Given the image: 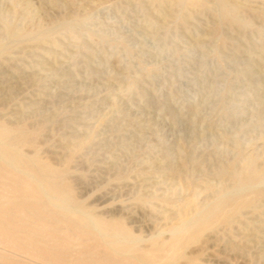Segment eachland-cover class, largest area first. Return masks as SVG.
Masks as SVG:
<instances>
[{
  "label": "rangeland",
  "instance_id": "obj_1",
  "mask_svg": "<svg viewBox=\"0 0 264 264\" xmlns=\"http://www.w3.org/2000/svg\"><path fill=\"white\" fill-rule=\"evenodd\" d=\"M231 1L226 14L217 0H0V124L26 129L22 154L55 165L79 212L124 244L115 258L71 230L80 244L57 249L62 234L21 224L30 212L0 180V264H264V0ZM9 28L51 43H12ZM215 203L210 229L177 243Z\"/></svg>",
  "mask_w": 264,
  "mask_h": 264
},
{
  "label": "bare ground",
  "instance_id": "obj_2",
  "mask_svg": "<svg viewBox=\"0 0 264 264\" xmlns=\"http://www.w3.org/2000/svg\"><path fill=\"white\" fill-rule=\"evenodd\" d=\"M171 2H180V0H170ZM186 1V0H185ZM218 4L220 5V9L225 12L227 14V12H231L232 9L234 10V8L236 7V4L235 2L231 1V0H217ZM188 3V2H186ZM185 3V4H186ZM181 4V3H180ZM193 5V4H192ZM176 7V6H175ZM170 8V7H169ZM195 8V7H194ZM171 9V8H170ZM199 9V8H197ZM238 9V7H237ZM173 10V8H172ZM179 10V9H178ZM179 12V11H178ZM183 12H190V11H183ZM209 12V11H208ZM213 13V12H212ZM234 13V12H232ZM231 13V14H232ZM184 15V14H183ZM191 15V14H190ZM232 16V15H231ZM183 17V16H182ZM191 17V16H190ZM189 17V18H190ZM236 17V16H235ZM233 17V18H235ZM228 18V17H227ZM236 19V18H235ZM11 23V22H9ZM16 25V24H15ZM244 25V24H243ZM11 28V27H10ZM8 30V33H7V30H6V34H8L7 36L9 37L8 40H10L12 43H17L19 41H22V40H27V39H37L39 42L42 40L43 41H50L51 43V33L50 32H43L41 30H36L35 31H32L30 33H21L19 31H15L13 29H10ZM54 29V28H53ZM22 31V30H21ZM210 31V30H209ZM212 32V31H211ZM3 34V33H2ZM211 34V33H210ZM223 35V34H222ZM201 37V36H200ZM207 38V37H205ZM203 39V38H202ZM206 41V39H205ZM41 42V43H42ZM40 48V47H39ZM47 50V49H46ZM2 123H4L2 121ZM7 124V123H6ZM5 124V126H6ZM4 125L0 124V180H4L6 181V184H9L10 185V188L11 190L14 192L15 194V197L13 198V201L14 202H17L19 205H21L24 210H27L30 212L29 215H23L19 220V222L21 224H29L28 226L30 228H33V229H37V231H39V235L40 237L42 236H55L57 234H62V241H60V244L57 246V249L59 250H62V251H67L71 248H73V246L79 241L80 239L79 238H73L74 236H71L70 235V231L71 230H75L77 232V234H86L89 232V230H94L95 231V234H91L92 235V238L94 240V242L99 245V246H104V247H107V246H110L113 251H114V254H115V258L118 257V255L120 254V252L124 249V244L121 243L119 240H118V237H119V234H120V226L117 225L116 228L113 229V233L109 234V233H106L105 231H107L109 228L106 227V225L104 224V222L99 219V218H95L92 216V214H89V213H82L84 212L83 210H81L82 212H79V205L73 200L70 192L68 189H66L67 187H60L59 184L60 183H55L53 182L55 180V178L57 177L56 173L53 171L52 172V168L54 169V167H56L55 165H52L49 164L51 166V169L48 168V167H43L41 166V164H39V160L36 159L35 157H33V154H32V157H27L25 156L24 154H22L23 152L21 150H19V146L23 143H25L27 140H28V136L26 135V133H24L23 131L26 129H24L23 131L21 130H17V129H9L7 127H5ZM8 126V125H7ZM18 126V125H17ZM20 126V125H19ZM12 128V127H11ZM31 129V128H30ZM30 131V130H29ZM35 142V141H34ZM33 142V143H34ZM26 144V143H25ZM33 145V144H32ZM64 147V146H62ZM74 147V145H73ZM71 148V147H70ZM24 149V148H23ZM35 150V149H34ZM66 150V149H65ZM75 150V149H74ZM36 151V150H35ZM72 152V150H70ZM38 152V151H37ZM70 152V153H71ZM27 153V152H26ZM66 153V152H65ZM69 153V152H68ZM73 153V152H72ZM71 153V154H72ZM63 154V153H62ZM37 155V154H36ZM31 156V155H30ZM254 157V156H253ZM253 157L251 156L250 159H253ZM64 159L66 158V156L63 157ZM68 158V156H67ZM255 158V157H254ZM249 159V158H248ZM256 159V158H255ZM42 160V158H41ZM247 160V159H246ZM43 161V160H42ZM256 161V160H255ZM65 162V161H64ZM44 163V162H43ZM49 163V162H48ZM47 163V164H48ZM248 163L247 167H251V163H252V160H250L249 162H246ZM46 164V165H47ZM253 164V163H252ZM44 165V166H46ZM62 165H64L62 163ZM246 165V164H245ZM254 165V164H253ZM48 166V165H47ZM60 167V166H59ZM58 167V168H59ZM246 167V166H245ZM64 168V167H62ZM68 168V167H67ZM247 168L248 170H252L251 168L249 169ZM253 168V167H252ZM61 169V168H60ZM243 169V168H242ZM246 169V168H245ZM244 169V170H245ZM262 169V168H261ZM64 170V169H63ZM254 170V169H253ZM257 170V169H256ZM256 170H254V173H257L255 172ZM260 170V169H259ZM257 170L258 172H261ZM62 171V170H61ZM66 171H68L66 169ZM66 171H65V174H66ZM114 171V170H113ZM225 171V170H224ZM242 171V170H241ZM226 172V171H225ZM224 172L223 175H226ZM231 173V171H229ZM263 172V171H262ZM59 173V172H58ZM71 173V172H70ZM227 173V172H226ZM239 173V172H238ZM248 172H244V175H246ZM249 175H246V177L248 176V178H252V173L251 171H249ZM60 174V173H59ZM62 174V172H61ZM60 174V175H61ZM64 174V172H63ZM62 174V176H63ZM260 174V173H259ZM59 175V176H60ZM67 175V174H66ZM228 175V174H227ZM68 176V175H67ZM137 176V174H136ZM259 176V175H258ZM257 176V177H258ZM262 176V175H261ZM264 176V175H263ZM262 176V177H263ZM65 177V176H64ZM63 177V178H64ZM112 177V176H111ZM241 177V176H240ZM243 177V176H242ZM245 177V176H244ZM62 178V179H63ZM234 178V177H233ZM238 179V177H236ZM256 178V176H255ZM261 178V177H260ZM133 179V178H132ZM241 179V178H240ZM247 179V178H246ZM67 180V179H66ZM235 180V179H234ZM137 181V180H136ZM237 181V180H235ZM244 181V180H243ZM250 181V180H248ZM246 180V182H248ZM240 182V181H238ZM241 183V182H240ZM250 183V182H249ZM248 183V184H249ZM260 183H264V182H258L257 184H260ZM64 184V182H63ZM66 185L67 182H65ZM252 184V182H251ZM255 184V183H253ZM66 185H63V186H66ZM140 185V184H139ZM240 186L242 185L239 184ZM247 185V183L245 184ZM238 186V185H237ZM239 186V187H240ZM244 186V185H243ZM256 186H259V185H256ZM142 187V186H141ZM253 187V186H252ZM256 188V187H255ZM262 188V187H261ZM137 189V188H136ZM258 189V188H257ZM249 190V189H248ZM259 190V189H258ZM257 190V191H258ZM73 192V191H72ZM254 192V191H253ZM263 192V191H262ZM241 193V192H240ZM243 193V192H242ZM260 193V192H259ZM224 194V193H222ZM228 194V193H227ZM236 194V193H235ZM229 195V194H228ZM238 195V194H237ZM241 195V194H240ZM74 196V195H73ZM225 195H221L220 198L218 199L219 201L222 200V204L223 205V201H226V199L224 198ZM239 196V195H238ZM7 197V196H6ZM75 197V196H74ZM140 198V196L138 197ZM224 198V200H223ZM229 198V197H228ZM241 198V196H240ZM253 198V197H252ZM255 198V197H254ZM262 198V197H261ZM77 199V198H76ZM215 199V198H214ZM232 199V198H231ZM251 199V198H250ZM250 199H247V200H250ZM258 199V198H257ZM216 201L217 198L215 199ZM228 201V199H227ZM231 201V200H230ZM232 201H235L234 199ZM253 201V200H252ZM9 202V200H8ZM141 202V201H140ZM241 202V201H239ZM251 202V200L249 201ZM255 202H257V200H255ZM253 202V203H255ZM218 203H215V204H212L213 206L209 209V210H205L203 211L204 213L202 214H196L195 216L184 220L183 222H181V224L179 225V227H175L176 229V233H177V243H182L185 239H187V237H194V236H197L202 230L204 231V229L211 225L213 217H214V214H215V211L217 210L218 212V209H217V205ZM248 203V202H247ZM258 203V202H257ZM9 206L11 203H8ZM243 204V203H242ZM246 204V203H245ZM251 204V203H250ZM250 204L248 205L249 207ZM17 205V204H16ZM247 205V204H246ZM255 205V204H254ZM8 206V205H7ZM13 206V205H12ZM183 206V205H182ZM208 205H206L207 207ZM253 206V205H252ZM258 206V205H257ZM5 207V206H4ZM14 209H15V206H13ZM81 207V206H80ZM186 207V206H185ZM243 207V206H240V208ZM246 207V206H245ZM244 207V209H245ZM249 207H246V208H249ZM255 207V206H254ZM162 208V207H161ZM222 208V207H221ZM225 208V207H224ZM228 208V207H227ZM235 206H234V210H235ZM252 208V207H251ZM10 209V208H9ZM183 209V208H181ZM195 209V208H194ZM233 209V208H232ZM231 209V210H232ZM254 209V208H252ZM1 210V209H0ZM12 210V209H11ZM184 210V209H183ZM239 207L237 209L236 212H239ZM88 211V210H86ZM185 211V210H184ZM187 211V210H186ZM195 211V210H193ZM197 211V210H196ZM243 212V210H241ZM240 211V212H241ZM245 211V210H244ZM9 212V211H8ZM89 212V211H88ZM192 212V210H191ZM200 212V211H199ZM198 212V213H199ZM233 211H231L232 213ZM186 213V212H185ZM219 213V212H218ZM230 213V212H229ZM191 216L192 214L189 213ZM238 214V213H237ZM6 215V214H5ZM239 215V214H238ZM225 216V215H224ZM234 216H237L234 214ZM232 216V217H234ZM33 217L34 220H31L30 218ZM189 217V216H188ZM223 217V216H222ZM258 217V215H257ZM256 218V217H255ZM29 219V221H28ZM229 219H232V218H229ZM75 220L78 223L75 224ZM117 221V219H116ZM5 222V221H4ZM239 222V221H238ZM242 222V220H241ZM240 222V223H241ZM251 223V220L249 221ZM9 223V222H7ZM115 223V222H114ZM218 223V222H217ZM238 223V224H240ZM244 223V222H243ZM242 223V224H243ZM178 224H179V221H178ZM241 224V225H242ZM253 224V222L251 223ZM250 224V225H251ZM2 225V224H1ZM249 225V226H250ZM258 225V224H257ZM256 225V227H258ZM9 226V225H8ZM176 226V225H175ZM248 226V229L254 227L255 226L251 225L252 227L249 228ZM3 227V226H2ZM17 227V226H16ZM26 227V226H25ZM209 228V227H208ZM259 228V227H258ZM257 228V229H258ZM3 229H5L3 227ZM35 229V230H36ZM210 229V228H209ZM247 229V228H246ZM245 229V230H246ZM253 229V228H252ZM261 229V228H260ZM7 230V229H6ZM6 230H3V231H6ZM208 230V229H207ZM1 231V232H3ZM33 231V230H32ZM202 231V232H203ZM215 231V230H213ZM253 231H256L253 230ZM7 232V231H6ZM10 232H11V229H10ZM91 232V231H90ZM251 233V231H249ZM94 233V232H93ZM249 233V234H250ZM254 235L257 233L253 232ZM18 234V233H17ZM17 234H14V235H17ZM29 234V233H28ZM37 234V232H36ZM90 234V233H88ZM246 234V232H245ZM1 235V234H0ZM5 235V234H4ZM8 235V234H6ZM5 235V237H6ZM13 235V236H14ZM22 235V234H21ZM24 235V234H23ZM128 235V234H127ZM252 234H250L251 236ZM9 236V235H8ZM30 236V235H29ZM248 236V235H247ZM12 237V236H11ZM19 237V236H18ZM32 237V236H31ZM83 237V236H82ZM87 237V235H86ZM131 237V236H130ZM199 237V236H198ZM249 237V236H248ZM4 238V237H3ZM28 238V237H26ZM91 238V239H92ZM252 238V237H251ZM254 238V237H253ZM6 239V238H5ZM19 239V238H18ZM30 239V238H28ZM33 239V238H32ZM198 239V238H197ZM15 240V239H14ZM31 240V239H30ZM123 240V239H122ZM16 241V240H15ZM25 241H28L25 239ZM33 240H31L32 242ZM136 241V239H135ZM134 241V242H135ZM5 242V241H4ZM35 243V241H33ZM32 242V243H33ZM45 242V241H44ZM59 242V241H58ZM89 242V241H88ZM17 243V242H16ZM42 243V242H41ZM161 243V242H160ZM245 243V242H244ZM24 244V243H22ZM22 244H11L10 247H11V252L14 256H19L20 255H24V254H27V251L24 252L23 251V246ZM30 244V243H29ZM54 244V243H53ZM80 244V243H79ZM85 244V243H84ZM167 244V243H166ZM170 244V243H169ZM190 244V242H189ZM133 245H136V242L135 244L133 243ZM150 245V244H149ZM180 245V244H179ZM182 245V244H181ZM184 245V244H183ZM44 246V245H43ZM90 246V245H89ZM139 246V245H138ZM171 246V244H170ZM185 246V245H184ZM33 247V246H31ZM35 247V246H34ZM45 247V246H44ZM88 247V246H87ZM154 247V246H153ZM168 247V246H167ZM178 247V246H177ZM56 248V247H55ZM90 248V247H89ZM160 248V247H159ZM179 248V247H178ZM185 248V247H183ZM29 249V248H28ZM39 249V247H38ZM45 249H47L45 247ZM37 250V249H36ZM128 250L130 252H132L131 254V257L135 260H138V261H144L146 260V257L144 254L142 253H135L134 250H133V247H129ZM174 250V249H173ZM46 251V250H44ZM91 251V250H89ZM88 251V252H89ZM175 251V250H174ZM178 251V250H177ZM180 251V250H179ZM1 252V251H0ZM6 252V251H4ZM52 252V250H51ZM148 252V251H146ZM42 253V252H40ZM48 253V252H47ZM50 253V252H49ZM53 253V252H52ZM50 253V254H52ZM57 253V252H56ZM58 254V253H57ZM78 254V252H77ZM102 254V253H101ZM152 254V253H151ZM2 255V254H1ZM4 255V254H3ZM46 253H45V257H46ZM121 255V254H120ZM154 255V254H153ZM167 255V254H166ZM179 255V254H178ZM77 256V255H76ZM51 257V256H50ZM152 257V255H151ZM4 257H2V259L0 260H3ZM34 259L37 260V262L39 264H50L52 260H48L46 258H42L40 256H37V257H32ZM108 258V257H107ZM148 258V257H147ZM57 259V258H56ZM179 259V258H178ZM5 260V259H4ZM58 260V259H57ZM149 260V259H148ZM157 260V259H156ZM164 260V259H163ZM194 260V259H193ZM9 260H7L6 262H8ZM11 261V260H10ZM9 261V262H10ZM14 263H18V261L15 262V260H12ZM11 261V262H12ZM54 261V260H53ZM158 261V260H157ZM167 261V260H166ZM165 261V262H166ZM173 261V260H172ZM191 261V259L189 260ZM2 262H5V261H2ZM69 262V260L67 261ZM82 262V261H81ZM175 262V261H174ZM192 262V261H191ZM194 262V261H193ZM197 262V261H196ZM16 263V264H17ZM21 263V262H19ZM24 263V262H23ZM31 263V262H30ZM63 263V261H62ZM74 263V262H73ZM84 263V262H83ZM12 264V263H11ZM26 264V263H25ZM141 264V263H140ZM149 264V263H148ZM160 264V263H159Z\"/></svg>",
  "mask_w": 264,
  "mask_h": 264
}]
</instances>
